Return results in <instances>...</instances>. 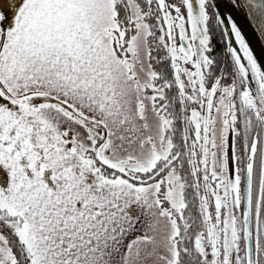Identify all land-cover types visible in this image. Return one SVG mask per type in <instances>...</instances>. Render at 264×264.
<instances>
[{"label": "snow or ice", "instance_id": "1", "mask_svg": "<svg viewBox=\"0 0 264 264\" xmlns=\"http://www.w3.org/2000/svg\"><path fill=\"white\" fill-rule=\"evenodd\" d=\"M0 264H264V0H0Z\"/></svg>", "mask_w": 264, "mask_h": 264}]
</instances>
